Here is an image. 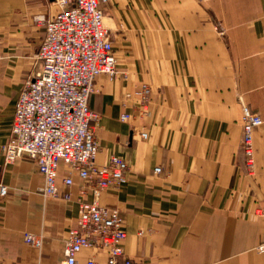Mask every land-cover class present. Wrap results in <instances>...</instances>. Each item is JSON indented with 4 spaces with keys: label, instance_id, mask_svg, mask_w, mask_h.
I'll list each match as a JSON object with an SVG mask.
<instances>
[{
    "label": "crops",
    "instance_id": "0c3cea01",
    "mask_svg": "<svg viewBox=\"0 0 264 264\" xmlns=\"http://www.w3.org/2000/svg\"><path fill=\"white\" fill-rule=\"evenodd\" d=\"M56 13L53 0H0V185L8 187L0 264L62 263L79 215L76 173L65 186L62 164L60 196L47 197L37 163L6 164L2 150L25 83L41 68L38 19ZM105 25L121 74L98 76L89 106L98 115L97 163L116 155L130 167L121 189L100 199L121 211L126 255L145 264H264V123L252 170L242 149L244 106L264 121V0H110ZM142 85L151 89L147 114L121 121ZM90 257L106 261L85 249L80 264Z\"/></svg>",
    "mask_w": 264,
    "mask_h": 264
},
{
    "label": "built area",
    "instance_id": "2783aa9c",
    "mask_svg": "<svg viewBox=\"0 0 264 264\" xmlns=\"http://www.w3.org/2000/svg\"><path fill=\"white\" fill-rule=\"evenodd\" d=\"M110 0H53L57 13L38 22L46 34L38 49L40 70L29 78L16 104L12 135L2 150L6 164L18 159L34 160L45 179L44 194L59 197V172L67 168L63 184H74L73 174L84 182L78 200L77 223L66 237L65 259L60 264H80L85 249L106 254L105 263L90 257L85 264H145L125 253L126 223L118 208L103 205L101 194L109 188L121 189L130 169L121 156L98 164V119L89 106L97 91L100 75L120 76L114 44L105 25L106 7ZM4 55L0 50V65ZM151 89L142 85L137 93L133 113H123L121 121L130 122L149 110ZM264 123L262 117L244 106L242 149L249 169L254 168V133ZM134 135L147 140L148 133L139 125L132 126ZM161 172V169H156ZM8 187L0 185L5 197ZM91 195V199L88 196ZM65 199H70L66 193ZM264 218V207L257 212ZM26 241L39 245L33 235ZM264 251V243L259 247Z\"/></svg>",
    "mask_w": 264,
    "mask_h": 264
}]
</instances>
